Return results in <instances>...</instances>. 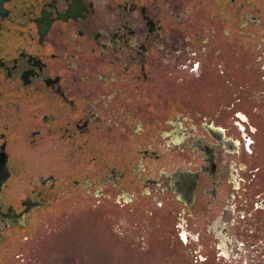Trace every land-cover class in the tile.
<instances>
[{
	"label": "flooded vegetation",
	"instance_id": "af4514ba",
	"mask_svg": "<svg viewBox=\"0 0 264 264\" xmlns=\"http://www.w3.org/2000/svg\"><path fill=\"white\" fill-rule=\"evenodd\" d=\"M80 203L264 264V0H1L0 264Z\"/></svg>",
	"mask_w": 264,
	"mask_h": 264
},
{
	"label": "rangeland",
	"instance_id": "374dc122",
	"mask_svg": "<svg viewBox=\"0 0 264 264\" xmlns=\"http://www.w3.org/2000/svg\"><path fill=\"white\" fill-rule=\"evenodd\" d=\"M91 206L81 204L50 213L33 238L19 239L17 253L26 254L25 250L31 248L35 241L49 247V250L45 246L41 248L44 257L48 254L64 258V261H49L48 264H222L217 257V248H212L211 257L205 260V257L191 253L196 247L172 244L174 228L168 208L164 214L161 211L159 215H146L95 210ZM158 216L161 222L155 220ZM147 218H152V222ZM229 220L226 217L223 222ZM215 221L213 217L212 222L204 224L213 227ZM208 235V239H215L213 233ZM39 248L36 246L35 251L38 252ZM33 254L36 253L29 256Z\"/></svg>",
	"mask_w": 264,
	"mask_h": 264
},
{
	"label": "water",
	"instance_id": "95a60500",
	"mask_svg": "<svg viewBox=\"0 0 264 264\" xmlns=\"http://www.w3.org/2000/svg\"><path fill=\"white\" fill-rule=\"evenodd\" d=\"M0 4H1V0H0Z\"/></svg>",
	"mask_w": 264,
	"mask_h": 264
}]
</instances>
